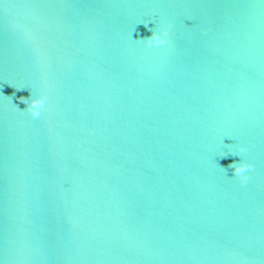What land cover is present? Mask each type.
Segmentation results:
<instances>
[{
  "label": "water",
  "instance_id": "water-1",
  "mask_svg": "<svg viewBox=\"0 0 264 264\" xmlns=\"http://www.w3.org/2000/svg\"><path fill=\"white\" fill-rule=\"evenodd\" d=\"M3 2L0 264H264V0Z\"/></svg>",
  "mask_w": 264,
  "mask_h": 264
},
{
  "label": "clouds",
  "instance_id": "clouds-1",
  "mask_svg": "<svg viewBox=\"0 0 264 264\" xmlns=\"http://www.w3.org/2000/svg\"><path fill=\"white\" fill-rule=\"evenodd\" d=\"M167 31L168 30L166 28L160 27L159 29H157L154 26L153 28H151L150 30L151 34L149 36L143 37L139 40H141L145 45H160V44L165 43ZM17 89H20V88H17ZM6 97L8 99H11L10 96H6ZM18 99L26 105L24 109H20V110L27 111L33 117L39 116L41 109L45 105V97L42 94L34 95L32 93L31 95L27 97L22 95V96H19ZM243 151H244V147L242 145H237L236 151L232 152V154L239 156L240 159L238 161L231 162L227 166L233 170V175L236 176L241 183H244L248 179V173L246 170L252 167V164L249 161L244 160L240 156V153ZM222 168L226 171L224 167Z\"/></svg>",
  "mask_w": 264,
  "mask_h": 264
},
{
  "label": "snow or ice",
  "instance_id": "snow-or-ice-1",
  "mask_svg": "<svg viewBox=\"0 0 264 264\" xmlns=\"http://www.w3.org/2000/svg\"><path fill=\"white\" fill-rule=\"evenodd\" d=\"M0 3H2V6L4 9L14 8V7H36L37 5L32 4H11L8 2H3V0H0Z\"/></svg>",
  "mask_w": 264,
  "mask_h": 264
}]
</instances>
